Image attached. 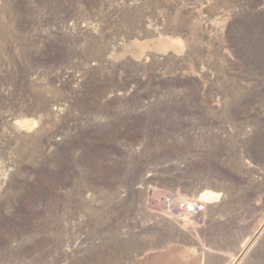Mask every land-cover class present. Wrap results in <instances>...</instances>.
I'll return each mask as SVG.
<instances>
[{
    "label": "rangeland",
    "instance_id": "obj_1",
    "mask_svg": "<svg viewBox=\"0 0 264 264\" xmlns=\"http://www.w3.org/2000/svg\"><path fill=\"white\" fill-rule=\"evenodd\" d=\"M0 264H264V0H0Z\"/></svg>",
    "mask_w": 264,
    "mask_h": 264
},
{
    "label": "bare ground",
    "instance_id": "obj_2",
    "mask_svg": "<svg viewBox=\"0 0 264 264\" xmlns=\"http://www.w3.org/2000/svg\"><path fill=\"white\" fill-rule=\"evenodd\" d=\"M212 195V194H211Z\"/></svg>",
    "mask_w": 264,
    "mask_h": 264
}]
</instances>
